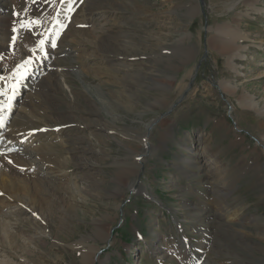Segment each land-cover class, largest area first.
<instances>
[{"label":"rangeland","instance_id":"obj_1","mask_svg":"<svg viewBox=\"0 0 264 264\" xmlns=\"http://www.w3.org/2000/svg\"><path fill=\"white\" fill-rule=\"evenodd\" d=\"M32 1L0 5L20 24L24 11L38 31L60 2ZM74 2L48 55L55 65L43 67L56 73L55 86L43 71L27 76L6 123L20 120L25 103L42 106L24 125L48 133L49 163L54 157L58 167L26 157L39 182L21 189L25 211L0 220L14 230L0 239L5 264H264V0ZM31 33L20 36L40 53L46 36ZM193 136L198 150L189 148ZM24 142L15 152L32 150ZM194 153L217 171L213 199L208 181L179 167ZM134 166L126 185L113 180ZM36 233L40 240L26 242ZM20 242L29 254L14 247Z\"/></svg>","mask_w":264,"mask_h":264},{"label":"bare ground","instance_id":"obj_2","mask_svg":"<svg viewBox=\"0 0 264 264\" xmlns=\"http://www.w3.org/2000/svg\"><path fill=\"white\" fill-rule=\"evenodd\" d=\"M72 1L73 0H71V2ZM59 2L61 4V0H58V4H59ZM32 3H37V1H34ZM68 5H69V3H68ZM235 5L236 4H234V7H235ZM61 7H67V4H63V6H61ZM58 8H60V6ZM71 9H72V7H71ZM130 9H131L132 13L137 12V10L135 8H130ZM62 10L63 9L61 8V11ZM67 11H69V9ZM7 13H8V11H7L6 7H3L2 5H0V56H1V59H0V89L6 90L8 96H13V93L11 90L12 86L15 85V83H17V80H19V84H18V86H16L15 95L13 96V98L11 100V104H12L13 102H15V100L18 99V94L21 91L22 85L26 81V77H24L23 79H20V75L22 73H25L26 71H29V69L31 67H34V68L40 67L41 64L44 63L45 59L42 58L41 54L29 52L28 48L32 45L33 41L28 40L27 38L23 39L22 36H20V34L23 33V29L25 28V27H22V25H28L31 22H33V20H31L29 17H26V20L22 21V23L20 24L17 21L18 19L14 21L13 18L12 19H10V17L8 18ZM59 16H62V15L59 14ZM12 34H14L13 37L11 36ZM15 35H16L15 41H17L19 38H21V41H22L21 45H18V46L16 45L17 46L16 50H15V48L10 49L8 47L9 41H11L12 38L15 37ZM49 38H51V40H53L54 35L50 34ZM115 48L116 47L108 46L107 51L110 52V49L115 50ZM43 51H45L47 53V55L53 56V54H52L53 51H52V49H50L49 44L45 45V47H43ZM13 53H15L18 56V58H17L18 61L16 63L14 62V64L11 62V60L13 59V56H14V55L12 56ZM81 59H83V57H81L80 60ZM14 60H15V58H14ZM21 65H24V67L21 68L20 67ZM54 65H55V63L51 64V66H54ZM14 73L16 75H13ZM150 73H152V72H150ZM47 76H48V78L46 80H48L49 84L51 85V86L50 85L49 86L53 88L55 86V84H53V81H54L53 79L55 77H57L56 73H54V74L48 73ZM151 76H153V75H151ZM10 77H11V79H9ZM107 77H111L113 79L112 75H110V74H108ZM118 77H116V80L121 82L120 77L119 78ZM104 83L110 84L108 81H104ZM164 92L165 91H163V93ZM163 93H161V94H163ZM72 95H73V93H72ZM164 98L165 97H163V95H162L160 101H163ZM5 100H6L5 96H0V101H5ZM243 104H244V106L248 107L249 109H251V107H252L250 100H247V99L244 100ZM159 105L162 106L163 104H159ZM26 107L31 108V110H28V112L24 111L25 113L22 114L23 110H26ZM41 107L42 106H38V105L32 103L31 101L29 103H25V106L22 108V112L18 114V117L20 118V120H17V116L15 115L16 121H14V117H13L9 129L5 128L6 130H4V127L0 129V141L3 139H5V140L7 139L10 142V145H4V146L2 145L3 147L0 148V201L3 204V207L6 206V211L3 213L0 212V220H1V218L3 219V217L13 216L14 214L21 213V212L25 211L26 210V208H25L26 204H25V202L21 201L23 199V197H25L24 192L21 191L22 187H24V189L26 190V186H38V182H39L38 178L35 175V172L31 170L32 166L27 161V159H26L27 156L34 154V156H36L40 160V164L44 167V169L56 171V168L54 165L57 166V164H55V163H57L58 161L54 157H52L51 162H53V163H49V158L51 157L52 154L49 153L50 151L48 150V147L46 148V146H45V143L48 140V139L46 140L45 138L47 136L46 134H48V133H46L44 135V134H42V132L39 133L35 130H31L30 128L25 127V125H24V121L27 120V118H29V116L31 115L30 112L32 110H35V109L36 110L41 109ZM11 113H12V111H9V113H8V111H6L4 113V115H6L7 119H9ZM13 121H14V123H13ZM6 122H5V124H6ZM41 131H42V129H41ZM44 131H46V130H44ZM165 133H167V137L172 135L171 130H166ZM199 133H203L205 135L203 141H206L207 136H206L205 132L201 131ZM198 134H197V136H198ZM209 135L210 134H208V136ZM197 136H195V137L193 136L194 137V139L192 140L193 141V144H192L193 147H192V145L189 146V148H191V150H194V149L198 150L199 149V146H200L202 141H200L199 144H196L197 140L195 138H197ZM202 137H203V135L199 134V138H202ZM22 140L25 141L23 144L24 145L23 148L27 149V148L31 147L32 150L30 152H28V150H26L24 153L15 152V146L19 145ZM262 142H264V138H262L259 141V143H262ZM46 144H48V143H46ZM261 145L263 146V144H260V146ZM194 146H196V147L194 148ZM262 149H264V146L262 147ZM20 152H22V151H20ZM198 156L199 155L197 153H194V156L191 155V158L188 157V159L181 160L182 162H180L181 165H179V167L184 168L187 165V167L189 166L190 168H192L195 171L194 173L188 172L187 174H191L192 176L199 175L200 178L204 179V181H208L206 183L208 186V192L210 195H212V199H213L214 195L216 194V192L213 191V185L217 183V180L215 179V174L217 171H215L214 166H209V167L204 166L203 167L202 163L204 161H207V160L201 159ZM240 160L243 162V158ZM9 161H11V163H9ZM193 166H195V168L197 170H204L205 173L203 174V171L199 172V171L195 170ZM223 169H226V168L223 167ZM59 172H60L58 175L59 177H62V178L65 177L64 176L66 173L65 171L60 170ZM134 172H135V166L132 168H128L127 170L126 169H124V170L118 169V171H115V173H114L113 180L119 186H124V185H126L127 180H129L131 176L135 175ZM233 172H235V171H233ZM225 173H227V171H225ZM210 174H212V176H210ZM206 175H208L209 180L206 178ZM234 177H236V176H234ZM67 181L69 182V180H67ZM173 184H174L173 186L176 187L178 182L173 181ZM223 185H224V182H223ZM220 194H224V193H220ZM2 204H0V206ZM221 204H223V203H221ZM51 208H53V205L50 206V210H51ZM225 208H227V207H225ZM21 209H23V210L20 211ZM193 209L196 210L194 207H192L191 209H188V211L193 210ZM236 212L238 213V211H236ZM32 216L36 217V214L33 213ZM236 216L237 215L235 213V214H233L232 217H230V219H232L233 217H236ZM239 218L241 219V217H239ZM241 220H243V219H241ZM228 222H230V221H228ZM12 228L13 227L7 226V228H6L7 231H6L4 229V227H0V239H6V238H8L7 236L13 235L14 230ZM42 236L43 235H41L40 233H36L35 235H33L31 237L25 238V240H26V242L31 244V243H33V240L38 241V239L40 240ZM8 242H9V240H8ZM14 247L19 248V250H21L24 253H27V254L30 253L29 252L30 249H29V247L25 246V242H20V243H18V245L14 246ZM91 258L93 259V257H91ZM85 259H86V257H83V260H85ZM10 260H11V258L7 254L3 253L0 255V264H5V262H9ZM90 260L91 259H89V257H88L86 263H88ZM21 261H23V259H21Z\"/></svg>","mask_w":264,"mask_h":264},{"label":"snow or ice","instance_id":"obj_3","mask_svg":"<svg viewBox=\"0 0 264 264\" xmlns=\"http://www.w3.org/2000/svg\"><path fill=\"white\" fill-rule=\"evenodd\" d=\"M68 2L70 3L71 0H68ZM69 11H71V8H69ZM32 23H36V22L33 21ZM22 27H27V25H22ZM13 39H15V37ZM45 43H46V38L45 39H41L39 41V46H40L41 51H43V46L45 45ZM51 47H53V48L56 47L55 40L51 41ZM20 67L23 68L24 65H21ZM13 75H16V74L14 73ZM23 78H24L23 76H20V79H23ZM9 79H11V77ZM18 84H19V80H17V85ZM11 90H12V93H13V96H14L15 92H16V85H13ZM0 96H5L6 97L5 101H0V128H3L4 125H5V122L7 120V116L4 115V113L6 111L10 110L11 100H12L13 96H8L7 95V91L3 90V89H0ZM9 163H11V161H9Z\"/></svg>","mask_w":264,"mask_h":264}]
</instances>
